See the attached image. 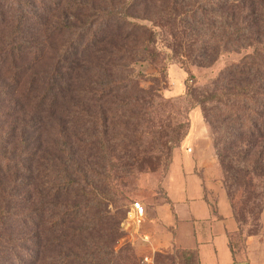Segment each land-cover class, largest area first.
<instances>
[{
    "label": "trees",
    "instance_id": "1",
    "mask_svg": "<svg viewBox=\"0 0 264 264\" xmlns=\"http://www.w3.org/2000/svg\"><path fill=\"white\" fill-rule=\"evenodd\" d=\"M35 1L32 6L30 0H0V228H24L19 239L27 240L35 251L29 264L40 260L37 254L42 235H52L58 228L63 232L60 238L53 234L43 241L65 244L66 253L56 264H114L123 259L127 262L133 257L128 253V244L117 253L113 250L125 234L121 225L125 210L117 204L119 187L114 176L120 171L119 160L124 151L119 149L115 155V149L106 144L104 112L98 109V116L88 115L83 102L87 95L95 100L117 95L115 98L127 106L131 115L134 113L130 105L139 106V119L152 112L158 119V114H163L161 102L174 108L155 90L135 89L134 95L130 93L135 81L130 68L145 58L151 34L146 27L130 21L129 18L134 19L130 10L146 0H109L107 6L94 9L79 25L67 26L75 37L62 45L56 44L53 37V33L60 35L62 31L43 22L50 5ZM158 1L176 5L174 0ZM197 8L208 28L214 26L218 31L211 33L216 39L213 46L242 53L238 62L225 70L226 82L220 90L214 83L212 92L201 95L197 104L202 109L209 100L218 102L217 107L208 109L207 115L203 109L205 120L211 124L210 120L216 118L226 123L224 131H214L212 142L225 187L240 182L244 190L251 191L255 180L264 182V0H199ZM32 27L38 29L37 35L42 30L47 34L44 38L27 35ZM133 35L138 36L139 49L121 50L120 46L125 49L124 44L134 40ZM202 44L198 56L204 60L210 56L212 46L208 40ZM84 85L90 88L88 94L83 93ZM186 90L190 94L192 89L186 84ZM72 116V126L79 134L74 139L81 137V143L88 145L85 150L81 146L79 152L85 154L88 150L96 161L94 168H89L92 177H87L81 164L75 165V150L66 143L63 133H58V141L45 137L56 118L67 122ZM186 120L170 125L166 169L171 149L187 134ZM93 122L95 129H101L95 134L89 133ZM125 127L120 129L127 134ZM78 174L83 176L76 177ZM19 175L27 180L23 187L27 188L26 197L13 194ZM7 181L10 182L6 184ZM69 194L74 198L73 205H57ZM23 199L27 200L28 209L24 208ZM47 199L46 210L52 219L44 223L43 205ZM108 204L115 210L107 209ZM79 208L88 209L86 219ZM17 210L28 213L26 221L24 213L18 219ZM69 228L70 237L64 234ZM3 230L0 240L6 244L8 234ZM80 245L85 246L82 251ZM0 247V254L6 250V258L16 256V247L9 252V246Z\"/></svg>",
    "mask_w": 264,
    "mask_h": 264
},
{
    "label": "rangeland",
    "instance_id": "2",
    "mask_svg": "<svg viewBox=\"0 0 264 264\" xmlns=\"http://www.w3.org/2000/svg\"><path fill=\"white\" fill-rule=\"evenodd\" d=\"M42 1L51 7L49 11L44 13L43 22L62 31L60 35L56 33L57 31L53 33L56 44L61 43V45L73 40L75 37L74 32L73 34L70 33L67 26L74 25L75 27L79 25L85 20L87 15L93 13L94 9L107 6L109 2V0ZM120 1L111 0L110 2L117 3ZM174 1L176 2L174 6H168L166 2H159L158 0H146L144 3L138 2L139 4H135V7L130 10L132 14L134 13V19L129 18L130 21L146 27L151 32V34H148L149 41L147 42L148 47L146 48L145 58H142L130 68L131 74L135 77V81L130 85V93L134 95L135 89L155 90L165 100L172 102L174 108H170L167 102H161L160 106H162L163 114H158V119L155 118L154 112L143 115L139 119V106L130 105L134 113L131 115L127 112V106H123L115 98L117 95L106 96L102 100H95V98L88 99L89 96L87 95V100L83 102V109L88 115L98 116V109L104 112L106 123L104 131L107 136L105 140L106 144L111 149H115V155H117L119 149L124 151L119 160L122 166L120 171L115 173L114 176L119 187L117 204L119 208L125 210V214L134 202H140L146 214L148 208L164 200L165 195L161 182L167 171L165 160L168 156L167 138L171 130L170 125L176 121H185L187 119L188 129H206L211 145L215 136L214 131L225 130L226 123H221L222 119H211V124L205 120L203 109H205L207 115L208 109L217 107L219 105L218 102L209 100L201 109V106L197 104V100L200 99L201 95H208V93L212 92L214 83H216L215 88L218 91L220 90L226 82L225 70L232 66V64H236L241 58L242 53L236 50H220L218 47L213 46L216 39L212 35H214V32L218 33V31H215L214 26L208 28L207 23L201 16L202 14L199 15V10L198 8L196 9L199 0ZM221 1L224 0H217V3ZM74 3L81 6L78 7ZM33 4L36 5V1L30 0V5L33 6ZM169 10L171 13H169ZM64 26L66 28H63ZM37 33L38 29L35 27L27 31V35L35 36ZM46 34L42 30V33L37 36L44 38ZM133 36L135 37L134 40L124 44L125 49L123 45L120 46L121 50L125 51L127 48L131 50L139 49L138 36ZM205 40H208L212 49H210V56L202 60L199 58L198 53L202 51V41ZM124 60L125 58L122 59V61ZM119 63L121 64L120 61ZM186 84L192 89L190 94H187ZM83 89H85L83 91L84 94H88L90 91L89 86L86 85L83 86ZM74 101L77 102L76 96ZM139 101L141 102L142 100L139 99ZM146 105L149 106L150 104L147 103ZM69 119L70 121L66 122L65 119L56 118L50 126L49 130L51 131H46L45 137L49 141H58V133H63L62 137H66V143L71 145L75 150V165L81 164L84 167L83 170L87 173V177H92L93 174L89 168H94L96 161L90 157L88 150L85 151V154L84 151L82 154L79 152L81 146L84 145L85 150L88 148V145L86 146L85 143H81V137H78L79 140L77 141L74 139L79 134L77 129H74L72 126L73 116ZM159 120L160 123L158 124ZM74 121L75 124H78L77 118ZM95 124L96 122H93L90 125L89 133L95 134L101 130L95 129ZM123 125H126L125 130H127V134H124V129H120ZM175 147L171 149L170 160ZM100 162L103 163L102 161ZM67 172L70 173L68 169ZM82 176V174L76 175V177ZM206 177L211 185L209 189L210 197L215 199V188H213L212 182L218 181V186L224 192L229 203L231 215L235 223V227L229 236L234 254L242 259L245 255L246 242L249 239L254 241L255 250L260 247L264 249V182L255 180L251 191L244 190L240 182L233 183L231 186L228 184V187H225L218 162H216L215 168L212 167L209 170ZM16 179L17 184L15 188L17 191L13 192V194L26 197L27 190L25 189L27 188L23 187L27 183V180L21 175L17 176ZM2 181L4 184V180ZM9 182L7 181L6 184ZM60 203H64L70 207L75 202L72 195L69 194V196L60 199L57 205ZM26 204L27 200L23 199V205L25 206ZM47 204H49L48 199L44 201L43 205V208L45 206L43 211L44 223H48L52 219L46 210ZM28 207L26 205L24 208L28 209ZM106 208L110 211L115 210L112 204H108ZM78 210L79 213L83 214L84 219H86L88 209L79 208ZM24 212L17 210L18 217L23 215L22 213ZM24 217H28V213H24L23 221L25 220ZM125 227L124 236L113 246V250L117 253L123 245L128 244L130 247L128 253H131L133 257L127 262L123 259L114 264H196L195 256L192 252H184L179 250V248H173L171 252H148L143 248H138L137 243H134V239H129L128 232L131 230V225H125ZM59 229H55L53 233L58 238L63 233ZM70 229L64 231V234L69 237L72 233ZM0 230L8 234L6 244H3L2 240H0L2 246L10 247L7 252L12 251L11 247H16L14 249V255H16L14 258H6V250L0 254L2 257L0 264H25L26 261V264H29L32 262L35 256L34 249L27 243V240L19 239V237H23L24 235V228L22 226L19 227V225H11L10 227L8 226V229L1 227ZM52 235L43 234V241L48 240L47 238H50ZM43 241L39 255L37 254V257H40L38 264H56L66 253L65 244L61 241H56L55 244L45 241L43 244ZM80 246L81 248L85 247L84 245ZM82 250L83 248L79 251ZM257 256L260 259L263 255L259 253ZM119 257H122V255H119Z\"/></svg>",
    "mask_w": 264,
    "mask_h": 264
},
{
    "label": "crops",
    "instance_id": "3",
    "mask_svg": "<svg viewBox=\"0 0 264 264\" xmlns=\"http://www.w3.org/2000/svg\"><path fill=\"white\" fill-rule=\"evenodd\" d=\"M216 162L206 129H188L163 176L164 200L148 208L140 225L127 224L129 239L148 252L193 251L196 264H264V249L255 250L250 239L242 259L231 248L235 223L218 181L212 182L215 199L209 195L206 174Z\"/></svg>",
    "mask_w": 264,
    "mask_h": 264
},
{
    "label": "built area",
    "instance_id": "4",
    "mask_svg": "<svg viewBox=\"0 0 264 264\" xmlns=\"http://www.w3.org/2000/svg\"><path fill=\"white\" fill-rule=\"evenodd\" d=\"M144 214L145 210L140 202L132 203L130 208L126 211L122 226L124 227L127 224H132L135 226L140 225L142 223Z\"/></svg>",
    "mask_w": 264,
    "mask_h": 264
}]
</instances>
